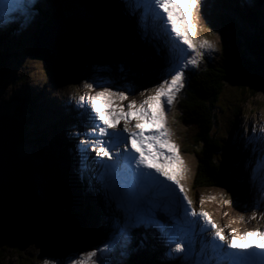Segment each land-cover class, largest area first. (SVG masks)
<instances>
[{
  "label": "rangeland",
  "instance_id": "1",
  "mask_svg": "<svg viewBox=\"0 0 264 264\" xmlns=\"http://www.w3.org/2000/svg\"><path fill=\"white\" fill-rule=\"evenodd\" d=\"M84 1L91 7H99L98 10L105 13L107 18L104 22L99 19L95 21L98 36L92 45L76 52L78 59L72 65L65 55L56 56L45 63L31 59L29 52L36 32L52 15L59 12V7L68 9L80 6L82 0H31L24 12L0 15V33L7 35L3 42L4 48L0 49L10 53V58L0 70V113L13 115L20 97H35L36 108L26 130L30 137L19 144L20 156L30 159L38 154L33 140L44 130L50 134L58 133L59 142L52 139L46 142L50 144L49 151L53 154H62L64 144L69 143L71 148L64 152L60 170L64 179L61 181L69 196L60 205L67 207V210L73 209L83 217V229L76 232L77 245L65 249L64 238L68 234L65 235L64 230L70 227L67 210H53L43 219L40 211H32V207L25 203L24 214L28 220L23 231L13 243L5 234L0 238V264H19L20 260L23 261L20 264H45V261L49 264H70L81 253L103 249L106 243L110 245L109 248L97 253L99 264H143L151 256H160L169 264H190V261L196 264L194 262L200 256L195 254L196 247L205 246L215 256L223 252L216 250L214 242L209 239V235L214 236L216 230L222 232L227 243L233 238L236 244H250L255 238H258L255 242L260 241L257 236L249 237L247 241L239 237L242 236V226L247 232H264V132L261 131L264 129V80L259 79L253 69L255 59L251 54L250 43L243 35V32H252L254 26L253 33L261 35L260 47L264 48V0H200L192 17L194 31L189 33L194 50L188 49L186 45L179 46L183 47V53L174 46V36L166 34L164 26L151 14L144 15L143 7H136L135 0ZM107 3L111 4V8L105 6ZM248 12H252V19L256 17L257 24L253 25L252 21L246 19ZM114 15H120L124 20ZM119 24H124V27ZM223 33L238 41L241 55L223 39ZM202 41L207 42L203 47ZM180 55H183L185 62L183 87L187 80L186 74L202 71L207 66L217 67L235 77L223 87L216 107L220 119L213 128V133L226 146V150L216 158L222 168L223 179L219 186L194 190L201 180L197 178L200 161L192 151H200L201 147H193L185 139L189 130L187 132L178 106L183 87L175 94L171 106L166 99L161 100L160 109L155 103L146 105L151 116H157L160 110L164 116L163 121L141 117L139 122L143 129L164 127L169 133V143L176 146V155L182 164H175L176 167L171 169L160 159L158 162H149L157 163V167L169 173L179 168L181 174L176 179L184 192L181 193L174 184L169 187L167 180L159 177L163 186L150 188L142 206V212L150 214L152 223H141L129 228L125 225L124 215L117 210L116 202L109 198L97 179V171L101 167L97 164L99 157L91 145L85 150L80 143L82 139L106 140V137L92 131L96 125H103L99 121L93 124L90 117L94 114L91 113L87 97L101 93L104 89L112 93L123 92L126 99L120 100L113 96L111 109L127 112V104L132 101L136 102L138 108L143 100L155 94L156 88L164 80H170ZM149 57H154L156 63L147 65V77L144 71L139 70V64L143 66L144 59ZM189 59L196 63L186 64ZM66 61L67 66L72 68L70 72L62 69ZM85 85L92 87L87 88ZM80 97H85L82 103L87 107L81 106ZM234 112L237 113L236 118H233ZM120 121L123 119L118 121L116 130L122 131L124 125H119ZM136 122L135 118L131 119L129 127L134 128ZM124 135L127 136V133ZM233 135L250 145L247 150ZM114 150L113 154L116 152ZM162 151L165 155L171 154ZM236 151L243 153L240 166H237L242 176L240 180H235L230 172ZM46 160L52 167V159L47 156ZM83 162L89 168L92 186L96 182L100 187L96 195L93 194L95 186L87 192L81 189L78 175L84 171ZM37 179L43 186L40 197L46 199L56 196L51 181ZM184 196H187V201ZM188 201H191L190 205ZM89 204L94 210L91 209L86 215L84 210ZM192 212L197 215L192 216ZM202 212L215 224V229L199 215ZM114 214H119L124 221L117 223ZM161 214L168 220L163 222ZM52 223L56 226L52 227ZM143 232H146V240L137 246L136 235ZM181 241L185 252L170 254L175 243Z\"/></svg>",
  "mask_w": 264,
  "mask_h": 264
},
{
  "label": "snow or ice",
  "instance_id": "2",
  "mask_svg": "<svg viewBox=\"0 0 264 264\" xmlns=\"http://www.w3.org/2000/svg\"><path fill=\"white\" fill-rule=\"evenodd\" d=\"M31 0H0V15L5 13L24 12ZM200 0H135L136 7H143L144 15L151 14L155 19H158L164 26L166 34L174 36L173 44L176 47L186 45L188 49L194 50V44L189 39V33L194 31L192 22L193 14L197 11ZM179 26V27H178ZM206 41L201 42V46H205ZM179 52L183 53V47H179ZM196 61L189 59L186 64H195ZM185 62L183 55L179 56V62L172 69L170 80H164L159 87L156 88L155 94L148 96L143 100L137 108L136 102L132 101L127 104V112L123 110L113 111L110 107L112 97L116 96L120 100L126 99L123 92L112 93L108 89L87 97L90 101L91 113L94 116L90 118L95 124L99 121L100 125H96L92 131L98 132L101 137H106V140L96 139L94 141L81 140L80 143L85 147V150L91 145L92 150L100 159L97 164L101 166V172L97 179L101 181L102 187L108 194L109 198L116 202V207L119 212L124 215L125 225L127 227L139 226L141 223L149 225L152 223L150 214L146 211L142 212V206L145 203L149 189L155 186H163V182L159 177H164L171 184L176 185L180 192H184L179 180L176 176L181 174L179 168L173 173L166 172L161 167H157L155 163L149 161H157L163 157L164 162L168 165L182 164L179 157L176 155V146L169 143V133L161 127L155 133H150L145 136L142 124L139 122L141 117L147 119H160L163 121L164 113L159 111L157 116H151L149 109L145 107L150 103H155L157 109H160V102L166 99L169 106L172 105L175 94L183 87V68ZM91 88V85H85ZM85 97H80L81 106ZM135 118L136 123L134 128H129V122ZM123 119L124 127L122 131L116 130L117 123ZM112 129L113 131H109ZM135 129H139L136 131ZM264 132V129H261ZM127 133V136L124 135ZM125 144L127 147L120 151V145ZM97 145H99L97 147ZM167 148L170 155H165L162 149ZM113 149L116 150L113 154ZM152 169L157 175L152 172L145 171ZM187 196L184 200L187 201ZM191 204V201H188ZM196 216L195 212L191 213ZM200 216L207 220L213 229L216 228L206 213H200ZM257 236L260 238V243L252 245L259 248L264 254V232L258 230L245 232L239 238L247 241L249 237ZM214 238L219 241H224L225 236L220 230H216ZM171 240L172 238L169 237ZM109 244H105L103 249H93L86 253H81L78 259H72L70 264H99L97 253H102L104 249L109 248ZM228 247L231 249H239L247 251L249 244H236L235 238L228 242ZM185 252L183 242H176L175 247L171 249V253L182 254ZM45 264H49L45 261Z\"/></svg>",
  "mask_w": 264,
  "mask_h": 264
},
{
  "label": "trees",
  "instance_id": "3",
  "mask_svg": "<svg viewBox=\"0 0 264 264\" xmlns=\"http://www.w3.org/2000/svg\"><path fill=\"white\" fill-rule=\"evenodd\" d=\"M86 2L82 0L80 6L75 7H69L66 9L65 7H59V12L52 15L51 20L57 19L58 17H64L68 16L75 11H77L79 8H84L87 11ZM98 9L99 7L96 6ZM88 12V11H87ZM89 13V12H88ZM252 12L246 13V19L250 20L254 24H257V19L254 17L252 19V16H250ZM257 16L256 13H253ZM94 17V20L100 19V21H106L105 13L98 12L97 14H92ZM253 15V16H254ZM47 21L45 25L49 22ZM43 25L41 29L45 26ZM123 26V25H122ZM127 26V25H126ZM124 27V26H123ZM252 32L244 33V38L250 43L251 47V54L253 55L254 59L257 56L263 55L264 56V48L260 47L262 45L260 43L261 35L253 33L255 30V27H252ZM40 30H38L36 33H38ZM240 33V32H239ZM7 35L0 33V48H4L3 42H5ZM223 39L227 40L229 42V46L233 48L239 55H241V50L239 49V43L236 39H233L231 35H227L223 33ZM10 58V53L4 49L3 51L0 49V70L4 67L7 60ZM72 62L77 61L78 56L72 55L70 56L69 60ZM144 67H147L149 64H155L156 60L154 57H149V59H144ZM159 62V61H158ZM68 61L66 62L65 66H62V69L65 71H72L70 66H67ZM253 69L257 74V77L262 80L260 73L257 69V64L254 61L253 63ZM252 69V70H253ZM146 76L148 77V72H146ZM235 77L231 73H224L220 71L217 67H211L207 66L202 71H197L193 73L186 74V84L182 88L178 106L181 114L182 121L187 126V132L189 130V133H187L185 139L188 140V144L195 147L197 145H200L201 149L200 151H192L193 153H196L199 161H200V170L199 175H197V178L199 177L201 182L199 185H195L194 190L198 191L201 188H213L216 186H219L223 179V173L222 168L217 162L216 158L218 155L222 154L224 150H226V146H224L221 142V139L217 136L216 133H213V128L218 125L217 121L220 119V115L217 112L216 107L218 106L219 99L222 94L223 87L225 86V83L231 82ZM35 97H20L18 105L15 107V110L13 112V115L16 116L19 119V127L17 129L19 137H20V143H23L25 140H27L30 135L26 132L27 127L29 123L32 122L31 117L33 113V109L36 108L35 106ZM235 113V112H234ZM237 113L233 115V118H236ZM235 138L237 136L233 135ZM51 137V138H50ZM52 139L55 142H59V136L58 133L52 132L51 134L48 132V130H44L38 133L37 136L34 137L33 143L39 150L38 154L34 156V158H30V161L33 162L36 166V174L41 180L51 181V184L53 185V192L56 194L54 197H47L46 199L39 196V192L43 189V186L41 183L37 185L36 193L34 196L30 198L33 207V210H42L44 213H49L52 210H67V207H63L60 205L61 201H66V197H68V191L64 188L62 181L64 180L61 175V164L62 159L64 158L65 154V148L68 146L67 142L64 144V151L62 154H53L52 151H49L50 144L46 143ZM238 142L243 146H245V149L248 148L249 144H245L244 141ZM47 145V146H46ZM49 145V146H48ZM49 147V148H48ZM247 150V149H246ZM43 151L44 155H43ZM42 155V157H41ZM45 156V157H44ZM50 157L52 159V163H54L51 166L48 165V162L46 158ZM39 160L38 162L36 160ZM243 158L242 151H236L233 156V168L231 169V173L233 174V178L235 180H240L242 178L241 172L237 170V166H240V162ZM81 169V168H80ZM79 173V172H78ZM80 177V175H78ZM61 177V179H60ZM78 177V178H79ZM62 180V181H61ZM81 189L83 192L87 191V184H84L83 179L80 180ZM66 187V186H65ZM81 191V193H82ZM69 199V198H68ZM94 210V207L92 205H88L86 210H84V214L89 215L91 212L90 210ZM67 214L69 215V222L72 226L78 227L83 225V217L81 214L76 213L73 209H68ZM162 217L163 222L167 221L168 218L165 217L163 214L160 215ZM113 218L116 220L117 223H120L121 221H124L119 214H114ZM25 218H20L18 220H15L12 222L10 227L8 228L7 232L5 233V236L9 238V240L13 243L16 239V237L22 232L21 228L23 227ZM146 232H143L141 234L136 235V244L139 246V244L143 243L146 240ZM73 239H70L72 241ZM20 262L23 263L22 260ZM19 262V264H20ZM21 263V264H22ZM143 264H167L163 261V259L160 256H156L155 258H152V256L148 259L147 262Z\"/></svg>",
  "mask_w": 264,
  "mask_h": 264
},
{
  "label": "water",
  "instance_id": "4",
  "mask_svg": "<svg viewBox=\"0 0 264 264\" xmlns=\"http://www.w3.org/2000/svg\"><path fill=\"white\" fill-rule=\"evenodd\" d=\"M86 5L89 13L85 9H79L68 16L49 21L36 34L29 57L45 63L59 55H65L69 59L70 56L76 55L78 50L92 45L99 33L94 17L90 13L97 14L100 11L96 6ZM255 62L264 80V56H257ZM146 68L144 64L143 66L139 64V70L145 74L148 72ZM19 122L14 115L0 113V238L7 232L12 222L20 218H25L21 228L23 231L28 220L23 205L27 203L31 206L30 198L35 195L39 184L35 164L20 156V137L17 131ZM40 212L44 219L51 211ZM51 225L56 226L53 223ZM69 225V229L64 230V234H68L64 238L65 249L77 245L76 232L83 229V225L81 227Z\"/></svg>",
  "mask_w": 264,
  "mask_h": 264
},
{
  "label": "bare ground",
  "instance_id": "5",
  "mask_svg": "<svg viewBox=\"0 0 264 264\" xmlns=\"http://www.w3.org/2000/svg\"><path fill=\"white\" fill-rule=\"evenodd\" d=\"M86 2V1H85ZM87 6V5H86ZM107 8L108 7H110L111 8V4L110 3H107V5H105ZM67 9V8H66ZM79 9H84V8H79ZM78 9V10H79ZM103 10V9H102ZM139 11H140V8H139ZM150 14V13H149ZM105 16H106V14H105ZM115 17H119L120 19H123V17L122 16H120V15H114ZM141 17V16H140ZM115 19V18H114ZM124 20V19H123ZM99 21H100V19H99ZM125 24V23H124ZM123 24V25H124ZM120 25V24H119ZM121 27H123L122 25H120ZM119 125H124V122L123 121H120L119 122ZM134 127V126H133ZM130 128V127H129ZM155 128V127H154ZM154 128H151V127H148L147 129H143L144 130V133L146 132L147 133V135H149L150 133H155L156 132V130L157 129H154ZM153 129V131H151ZM69 144V143H68ZM67 144V145H68ZM250 146V145H249ZM68 148H71V146H70V144H69V146H67L66 148H65V151L68 149ZM251 148H252V146H251ZM163 150H165V151H168V149L167 148H164ZM115 151V150H114ZM115 154V153H114ZM100 159V158H99ZM30 160V159H29ZM151 161V160H150ZM159 161H161V162H163L164 163V159H163V157L162 158H160V160ZM158 162V161H157ZM155 164H157V163H155ZM166 164V163H165ZM168 165V164H167ZM160 166V165H159ZM171 169H174L175 167H176V165L174 164V166H172V165H168ZM99 167V166H98ZM100 168V169H99ZM98 169V171H97V173H100L101 172V167H99ZM168 168V167H167ZM83 169H84V171L82 172V174H80V180L81 179H83V181H84V184L86 185L87 184V186H88V188H87V190L88 191H90V189L91 188H94V186L96 187V189H95V191H93V194H97V188H100L99 186H98V183H96L95 182V185H93L92 186V184H91V179H90V177L91 176H89V174H90V172H89V168H88V166H86L85 165V163L83 162ZM86 172H87V174H86ZM154 175H157L154 171H151ZM84 174H85V176H84ZM87 176V177H86ZM167 185L170 187V186H174L173 184H171V183H169L168 181H167ZM175 189V188H174ZM155 191V190H154ZM87 192V191H86ZM174 193V192H173ZM155 194V193H154ZM94 196V195H93ZM175 197H177V196H175ZM240 225V224H239ZM245 230V227L244 226H242L241 227V235H243L245 232H247V231H244ZM203 231V230H202ZM262 231V230H261ZM204 232V231H203ZM226 235V234H225ZM211 237V238H210ZM209 239L211 240V242L213 243V244H215V248H216V250H222L223 252L220 254V255H217V256H215V255H213V253H211L208 249H207V247H205V246H200V247H196V251H195V254L197 253L198 255H200L199 257L201 258H199L198 257V259L197 260H195V262L194 263H196V264H223V262H225V255L227 254L226 253V251H227V248H228V243H227V241H226V237H225V240L222 242V241H219L218 239H216V238H214V236H211V235H209ZM249 239V238H248ZM236 240H238V238L236 239ZM204 244H205V242H204ZM203 244V245H204ZM207 244V243H206ZM209 246V245H208ZM211 250V249H210ZM201 254H203L204 256L202 257L201 256ZM215 254H216V252H215ZM163 261L165 262V263H167V264H169V261H165L164 259H163ZM190 261V260H189ZM190 264H192V262L190 261Z\"/></svg>",
  "mask_w": 264,
  "mask_h": 264
}]
</instances>
